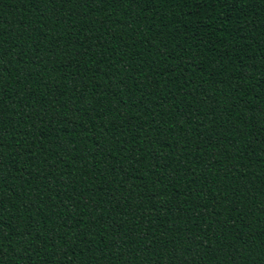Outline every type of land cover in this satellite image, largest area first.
<instances>
[{
    "label": "trees",
    "instance_id": "trees-1",
    "mask_svg": "<svg viewBox=\"0 0 264 264\" xmlns=\"http://www.w3.org/2000/svg\"><path fill=\"white\" fill-rule=\"evenodd\" d=\"M0 264H264V0H0Z\"/></svg>",
    "mask_w": 264,
    "mask_h": 264
}]
</instances>
